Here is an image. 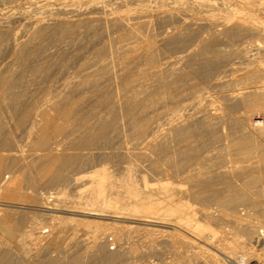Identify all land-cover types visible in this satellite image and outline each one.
Here are the masks:
<instances>
[{
  "label": "bare ground",
  "instance_id": "1",
  "mask_svg": "<svg viewBox=\"0 0 264 264\" xmlns=\"http://www.w3.org/2000/svg\"><path fill=\"white\" fill-rule=\"evenodd\" d=\"M225 3L0 0V264H231L235 246L264 257V222L238 215L253 203L264 217V120L249 125L264 112V45L251 42L264 43V0ZM241 63L236 93L220 74ZM229 114L239 131H224ZM222 218L242 243L211 226ZM80 227L83 250L48 255Z\"/></svg>",
  "mask_w": 264,
  "mask_h": 264
},
{
  "label": "rangeland",
  "instance_id": "2",
  "mask_svg": "<svg viewBox=\"0 0 264 264\" xmlns=\"http://www.w3.org/2000/svg\"><path fill=\"white\" fill-rule=\"evenodd\" d=\"M56 2V0H51V2ZM215 3H217L218 5H220V6H222V4L223 3H225V6H229V5H232V2H233V5L230 7V8H234V7H236V6H234V5H238V3H237V0H217V2H216V0H213ZM219 2V3H218ZM223 2V3H222ZM229 2H230V4H229ZM252 6V8H253V10H255L256 12H255V14H260V11H258V9H257V7L256 6H253V5H251ZM257 9V10H256ZM208 14V13H207ZM207 14H206V12H202L200 15L202 16V17H205V16H207ZM256 20V19H255ZM255 20H252V21H254L255 22ZM262 39V41H263V38H261ZM261 39H259V38H254V39H252V40H254V41H251L252 42V44L254 45V46H256V45H264V43L263 42H261ZM256 41V42H255ZM255 42V43H254ZM238 60V59H237ZM244 59L242 58V60L241 59H239L238 61H243ZM245 62H247L248 63V61L247 60H245ZM243 63H244V61H243ZM247 63H245V65H243L242 63L240 64V67H238V68H235V72H234V70H232V71H230V73H229V71L226 73V72H224V67H223V72L222 73H224V74H220V76H223L224 75V80H225V78L226 79H228V80H226V81H228L229 82V79H232V80H230V82L232 81V84L229 82H226L228 85H226V83L225 84H223V85H226L225 86V88L226 89H231V91H235V90H238L239 92H241L242 90H244L247 86H248V81H242V77H243V72L245 71V67H247ZM263 64V63H262ZM222 70V69H221ZM228 74L229 76H227L226 74ZM233 74V75H232ZM228 78H227V77ZM230 77V78H229ZM236 78V79H235ZM241 78V79H240ZM241 83H239L238 81ZM234 82L236 83V84H234ZM243 82H245V83H243ZM238 83H239V85H238ZM231 84V85H230ZM227 86H229V88H227ZM230 86H232V88L230 87ZM245 87V88H244ZM235 88V89H234ZM233 89V90H232ZM214 90H215V93H214ZM216 90H217V93H216ZM220 91V88L219 89H212L211 91H210V93H212L211 95H215V98H216V100L214 99V96H211L213 99H214V102H215V104L216 105H222V103H224V101H223V99H222V97H221V93L219 92ZM236 92V91H235ZM236 93H238V92H236ZM218 95V97H216L217 95ZM219 98V99H218ZM221 99V100H220ZM220 100V101H219ZM223 101V102H222ZM220 102V103H219ZM237 111H240L241 112V109H239V110H237ZM240 112H239V114H240ZM238 113V112H237ZM234 114V113H233ZM230 115V116H229ZM229 115H227L226 117L228 118V116H229V119L230 120H232V123L231 122H229L230 120H228L226 117V119H225V121L226 122H229V124H231V126H228L227 125V128L224 130L225 132H227V130H228V132H236V131H239V128H237V126H236V124H234L233 125V120H235V118H234V116L232 115V114H229ZM235 116H238L237 114H236V112H235V114H234ZM231 117H232V119H231ZM258 117H261V118H263L264 119V112H253L252 113V115L250 116V123H249V125L251 124V123H253L252 122V120L254 121V122H256V120L258 119ZM252 119V120H251ZM234 123H237V122H235L234 121ZM248 125V126H249ZM251 126H252V124H251ZM251 126H249V127H251ZM228 127H230V128H228ZM233 127H234V129H233ZM232 128V129H231ZM230 129V130H229ZM236 130V131H235ZM17 134V135H16ZM15 134V137H16V140L19 142L18 144H20V143H22V146H25V144L27 143V137H26V135H24V134H18V133H16ZM23 135V136H22ZM21 136V137H20ZM25 137V138H24ZM18 138V139H17ZM22 138V139H21ZM26 139V140H25ZM215 148H217V150L216 149H214L213 150V153H218V152H216V151H225V149H223V146L222 145H220V144H217V147H215ZM219 148V149H218ZM257 156V155H256ZM228 158L232 161V162H229L228 163V166H232L233 165V167H234V169L236 168V167H238L239 165H242L243 164V166L244 165H246V163L247 162H239L238 161V159L236 158V156H232V155H228ZM232 158V159H231ZM234 159H236V160H234ZM253 161L256 159V157L253 159V158H251ZM250 159V161H252ZM257 160V159H256ZM235 162V163H234ZM238 162V163H237ZM234 163V164H233ZM237 163V164H236ZM241 163V164H240ZM245 163V164H244ZM236 164V165H235ZM124 165H126V164H122V165H120V166H118V167H114V169H112L111 168V170H112V172H114L113 174H114V177H115V179L117 180V181H120V180H122L124 177H125V170H124ZM232 167V168H233ZM100 168V167H99ZM143 175V173H139V172H136V174H135V176H136V179L137 180H141V176ZM141 177V178H140ZM152 182V181H151ZM150 182V183H151ZM153 183V182H152ZM61 188V186H53L52 188H50V192H53V191H58L59 189ZM58 189V190H57ZM70 192V191H69ZM79 192H81L80 190H74V192L73 191H71L70 193H69V195H70V198H72V199H78L79 198V196H80V193ZM75 197V198H74ZM18 202V200H14L13 202ZM243 205H244V207H243ZM242 206H240L239 207V213H238V215L239 216H241L240 218L245 222V220H247V219H250V220H252L254 223H255V225H261L263 222H264V217L261 215L260 216V210H261V208H260V205H255V204H253V203H246V204H243ZM254 207H253V206ZM194 206H196V207H199V205H197V204H195ZM215 208H216V206H215ZM214 208V209H215ZM219 209V208H218ZM241 209V210H240ZM244 209V210H243ZM248 210V211H247ZM243 211V212H242ZM250 211V212H249ZM219 211H216V213H218ZM220 213V212H219ZM44 214V213H43ZM243 216H242V215ZM248 215H249V217H248ZM15 216V215H14ZM13 216V217H14ZM17 216V215H16ZM15 216V217H16ZM245 216H247V217H245ZM33 218L35 219V220H41L42 219V222H44V218H45V215H42L41 213H38V214H34L33 215ZM46 219V218H45ZM226 223V224H225ZM261 223V224H260ZM215 225H217V226H215ZM211 226L213 227V228H215L216 230H219V231H224V232H228V234H226V237H227V239H226V242H228L229 244H231V245H234L235 246V244H237V243H242L243 242V240H245V235H243V234H240V233H237V234H235L234 235V232H233V224H232V222H230L228 219H227V221H226V219H221V221L219 222V223H211ZM226 226V227H225ZM220 229H219V228ZM81 229V230H80ZM78 233V234H77ZM221 234V233H220ZM236 235H237V237H236ZM257 234L256 233H254L253 234V236H254V238L252 239V240H254V241H256V236ZM71 236V237H70ZM73 236V237H72ZM70 237V238H69ZM78 237V238H77ZM80 237H83V238H80ZM136 237V238H135ZM135 237L132 239V241L134 240V242H136V241H138L140 244H138V246L140 247V245H141V248H143L144 250L145 249H147L148 247H149V245L151 246L153 243H150L149 244V242H146V239H145V237H143V235L142 234H138V236L137 235H135ZM142 237V238H141ZM232 237V238H231ZM61 238H63V239H61V241H62V244H60V246H58V247H53L51 250H50V252L51 253H49L48 255L50 256H52V255H57L58 253H63L64 251V249L67 247V248H69L68 250H69V252L70 251H72L73 249H75L76 247L74 246L75 244H73V242L75 241L76 242V240L77 241H79L80 243H81V245L79 246V248L78 249H80V250H83L84 248V245L86 244V243H88L89 241H91V239H92V237H91V233L90 232H88L86 229H84V228H82V227H80L79 229H78V231H76L75 232V234L74 233H72V232H70V233H66V234H62V237ZM73 238V239H72ZM75 238V239H74ZM114 239V236H108V242L110 243L109 245H110V247H113V246H115L116 245V240L114 239V241H113V239ZM81 239H82V242H84V243H82L81 242ZM112 239V240H111ZM136 239H140V241L139 240H136ZM69 240V241H68ZM71 240V241H70ZM110 240V241H109ZM66 241V242H65ZM142 241V242H141ZM231 241V242H230ZM262 241L263 240H261L259 243H257V242H254V244H255V246H257V249L259 250V249H261L262 248V245H260V243H262ZM74 242V243H75ZM112 242H115V244H111ZM137 242V243H138ZM146 242V243H145ZM221 242V241H220ZM219 242V243H220ZM223 242H225V240H223ZM142 243H144V245L142 244ZM66 245V246H65ZM142 245H143V247H142ZM148 245V246H147ZM64 247V248H62V247ZM75 247V248H74ZM57 248H58V250H57ZM240 248V249H239ZM60 249H61V251H60ZM232 249H233V258H234V260L232 261V263L231 264H264V257H259L258 255H256V254H253L252 252H250L249 251V249H247V248H244L243 249V247H232ZM239 249V250H238ZM55 250V251H54ZM76 250V249H75ZM238 250V251H237ZM60 251V252H59ZM63 251V252H62ZM246 254L245 256H244V254ZM235 255V256H234ZM251 255V256H250ZM170 256V254H168V257ZM242 256V257H241ZM263 258V259H262ZM151 259H155L156 260V257L154 258V257H152ZM133 260V259H132ZM132 260H130V261H132ZM263 260V261H262Z\"/></svg>",
  "mask_w": 264,
  "mask_h": 264
},
{
  "label": "built area",
  "instance_id": "3",
  "mask_svg": "<svg viewBox=\"0 0 264 264\" xmlns=\"http://www.w3.org/2000/svg\"><path fill=\"white\" fill-rule=\"evenodd\" d=\"M261 119L264 120L263 118H261ZM257 120H259V118Z\"/></svg>",
  "mask_w": 264,
  "mask_h": 264
}]
</instances>
